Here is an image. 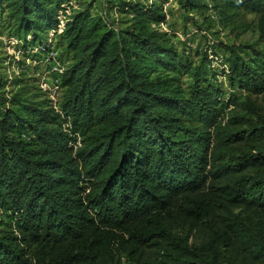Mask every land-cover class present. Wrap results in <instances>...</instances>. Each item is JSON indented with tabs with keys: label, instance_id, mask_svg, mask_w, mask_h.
<instances>
[{
	"label": "trees",
	"instance_id": "1",
	"mask_svg": "<svg viewBox=\"0 0 264 264\" xmlns=\"http://www.w3.org/2000/svg\"><path fill=\"white\" fill-rule=\"evenodd\" d=\"M70 1L0 0V15L49 52ZM176 1L227 26L254 13L264 43V0ZM109 8L124 27L91 3L66 15L56 104L7 93L0 60V264H264V51L225 45V78L246 94L226 117L206 48L192 62L161 3Z\"/></svg>",
	"mask_w": 264,
	"mask_h": 264
},
{
	"label": "rangeland",
	"instance_id": "2",
	"mask_svg": "<svg viewBox=\"0 0 264 264\" xmlns=\"http://www.w3.org/2000/svg\"><path fill=\"white\" fill-rule=\"evenodd\" d=\"M109 1L71 0L69 4H66V9L62 13V25L58 31H51L49 34L47 42L51 49L49 52L38 53V47L25 49L22 41L9 33L6 20L0 15V60L1 71L5 79L8 80L7 93L25 86L24 89L39 92L45 97H49L53 104L58 103L63 93L59 75L69 61L68 55L62 56L61 54L60 32L64 27L63 22H65L66 15L84 7L87 3H91L93 12L106 16L113 25L124 27L130 16L117 10H110ZM157 2L163 5L167 13V23L163 29L169 30L171 39L180 48L186 49L192 62H199L195 51L206 48L212 70L220 74L216 80L222 85L226 94L223 101L225 116L228 117L229 113L234 114L242 111L239 102L245 99V92L232 90L229 81L225 78L224 71L226 73L228 69L226 58L229 55L225 45L234 43L254 44L257 50L264 51V43L258 39L257 15L245 12L242 19L227 26L222 23L218 13L210 6L200 11L185 12L176 0H157ZM205 3L211 5L209 0H206ZM184 81L187 88L190 80L185 78ZM252 99L264 106V94L253 95ZM226 120L227 118L224 121ZM9 222H12V219L0 210V228ZM120 264L133 263L127 256L122 255Z\"/></svg>",
	"mask_w": 264,
	"mask_h": 264
},
{
	"label": "built area",
	"instance_id": "3",
	"mask_svg": "<svg viewBox=\"0 0 264 264\" xmlns=\"http://www.w3.org/2000/svg\"><path fill=\"white\" fill-rule=\"evenodd\" d=\"M150 2H152V0H149ZM166 25H163V27H165Z\"/></svg>",
	"mask_w": 264,
	"mask_h": 264
}]
</instances>
